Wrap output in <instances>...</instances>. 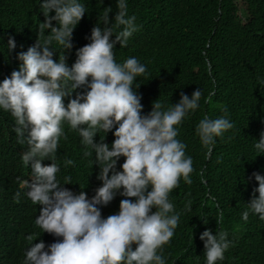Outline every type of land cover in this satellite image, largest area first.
Wrapping results in <instances>:
<instances>
[{
    "label": "clouds",
    "instance_id": "clouds-1",
    "mask_svg": "<svg viewBox=\"0 0 264 264\" xmlns=\"http://www.w3.org/2000/svg\"><path fill=\"white\" fill-rule=\"evenodd\" d=\"M36 6L46 18L39 24V36L46 28L50 34L42 43L38 36L35 45L18 54L21 64L10 62L8 69L0 71V111L14 133L13 148L23 167L14 199L25 196L40 205L36 221H28L20 235L18 264H165L164 246L174 236L180 218L169 195L181 179L190 185L194 171L186 145L177 139L178 126L198 108L202 92L197 89L191 98L181 93L180 101L166 110L157 100L145 111L137 77L146 73V66L134 57L118 64L113 51L116 43L125 47L137 31L135 17L127 16L126 0L117 2L115 24L124 28L115 40L110 39L109 7L101 18L106 27L92 28L91 43L77 50L71 67L64 54L53 59V44L62 46L63 52L72 49L73 31L86 13L85 5L79 0H38ZM52 10L55 15L49 16ZM15 46L10 38V49ZM85 86L90 90L77 94L65 106L64 98ZM233 127L226 118L204 117L196 131L210 155L215 138ZM69 128L78 131L82 145L91 150L84 155L94 152V164L100 168L97 178L102 186L91 199L83 190L74 194L62 187L58 178L56 153ZM114 128L111 149L105 137L94 141L99 132L107 134ZM255 148L264 154V132ZM120 157L125 159L117 171ZM73 164L71 159L65 161V166ZM253 175L259 185L254 193L259 195L253 196L249 209L264 220V169ZM121 189L126 199L120 201L118 214L103 218L97 206H107ZM248 216L245 211L243 219L247 221ZM222 221L221 213L217 223ZM13 223H20L18 216ZM15 237L1 248L0 264H11ZM227 237L226 231L201 234L206 264L224 260L231 246Z\"/></svg>",
    "mask_w": 264,
    "mask_h": 264
},
{
    "label": "trees",
    "instance_id": "trees-1",
    "mask_svg": "<svg viewBox=\"0 0 264 264\" xmlns=\"http://www.w3.org/2000/svg\"><path fill=\"white\" fill-rule=\"evenodd\" d=\"M79 2L85 5L86 13L73 31L72 49L63 52L62 46L53 44V59L64 54L69 67L77 59V50L91 43L92 28L106 27L101 19L106 8H111L110 39L115 40L124 28L116 26L114 20L118 0ZM37 3L0 0V71L8 69L10 62L21 64L18 54L36 44L39 24L46 19ZM126 4L127 16L135 17L137 31L125 47L116 43L113 51L118 64L134 57L146 66V73L137 77L145 111L157 100L166 110L180 101L181 93L191 98L197 89L202 92L198 108L178 126L177 139L186 145L185 154L192 158L194 171L190 185L181 179L169 195L180 218L174 236L164 246L165 264H206L204 241L200 239L205 230L214 235L226 231L231 241L224 260L217 264H264V220L253 214L248 204L259 195L254 193L259 185L253 173L261 174L264 169V154L255 148L264 132V0H126ZM54 15V10L49 12V16ZM52 25L58 27L56 21ZM50 32V28L44 29V35L39 36L41 43ZM10 38L15 41L14 49L9 47ZM88 90L86 86L76 89L64 98L65 106ZM3 114L0 111V250L15 234L10 259L11 264H18L20 235L28 221H36L40 205L25 196L14 199L23 167L13 148L14 133L4 123ZM204 117H223L234 124L215 138L210 155L196 131ZM65 130L67 139L59 141L55 161L60 168L59 181L74 194L83 190L91 199L102 186L95 153L85 156L84 152L91 150L82 145L78 131ZM114 131H101L94 141L99 143L105 137L104 143L111 149ZM69 159L74 164L65 166ZM124 159L118 160L117 171L122 170ZM122 191L107 206H97L103 218L118 214L120 201L126 199L120 195ZM130 199L135 202V198ZM245 211H249L247 221L243 219ZM221 213L223 221L217 223ZM15 216L20 222L17 225L13 223Z\"/></svg>",
    "mask_w": 264,
    "mask_h": 264
}]
</instances>
